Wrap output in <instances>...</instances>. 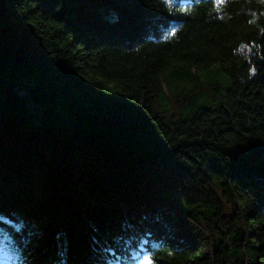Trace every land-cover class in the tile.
Returning a JSON list of instances; mask_svg holds the SVG:
<instances>
[{"label": "trees", "instance_id": "1", "mask_svg": "<svg viewBox=\"0 0 264 264\" xmlns=\"http://www.w3.org/2000/svg\"><path fill=\"white\" fill-rule=\"evenodd\" d=\"M164 1H5L0 264H264V0Z\"/></svg>", "mask_w": 264, "mask_h": 264}, {"label": "rangeland", "instance_id": "2", "mask_svg": "<svg viewBox=\"0 0 264 264\" xmlns=\"http://www.w3.org/2000/svg\"><path fill=\"white\" fill-rule=\"evenodd\" d=\"M52 111L49 112V116L52 117V120L57 121L58 125H64V124H69L72 122V117H69V113H71V108H73V105H70L67 103L66 99L62 98V99H57V100H52ZM73 104V103H72ZM39 110L41 112H44L43 108L40 106ZM31 117L34 119L35 115L34 111H30ZM45 114H47V112H44ZM148 218H146L145 222H152V221H160L161 220L155 215L150 214L149 216H147Z\"/></svg>", "mask_w": 264, "mask_h": 264}, {"label": "bare ground", "instance_id": "3", "mask_svg": "<svg viewBox=\"0 0 264 264\" xmlns=\"http://www.w3.org/2000/svg\"><path fill=\"white\" fill-rule=\"evenodd\" d=\"M186 1H188V0H169V2L167 0H165L164 3L178 7L180 4L186 3ZM155 21H156L157 25L152 26V27L151 26L146 27V30L149 31V33H148L149 36L154 37L152 39H155V41H156L157 39L164 36V34L167 30L166 29L167 26L165 24H163L162 21H157V19ZM177 22H178V19H176V16H172L168 19L167 25L171 24V23H177Z\"/></svg>", "mask_w": 264, "mask_h": 264}, {"label": "snow or ice", "instance_id": "4", "mask_svg": "<svg viewBox=\"0 0 264 264\" xmlns=\"http://www.w3.org/2000/svg\"><path fill=\"white\" fill-rule=\"evenodd\" d=\"M216 3L221 4V3H223V0H216ZM143 264H152V261L149 257L146 256L144 258Z\"/></svg>", "mask_w": 264, "mask_h": 264}, {"label": "water", "instance_id": "5", "mask_svg": "<svg viewBox=\"0 0 264 264\" xmlns=\"http://www.w3.org/2000/svg\"><path fill=\"white\" fill-rule=\"evenodd\" d=\"M6 0H0V16L3 13V7Z\"/></svg>", "mask_w": 264, "mask_h": 264}]
</instances>
